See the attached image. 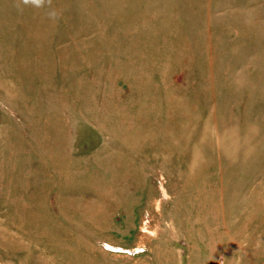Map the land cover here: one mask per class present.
I'll use <instances>...</instances> for the list:
<instances>
[{
  "label": "rangeland",
  "instance_id": "obj_1",
  "mask_svg": "<svg viewBox=\"0 0 264 264\" xmlns=\"http://www.w3.org/2000/svg\"><path fill=\"white\" fill-rule=\"evenodd\" d=\"M52 7L0 0V264H264V0Z\"/></svg>",
  "mask_w": 264,
  "mask_h": 264
},
{
  "label": "clouds",
  "instance_id": "obj_2",
  "mask_svg": "<svg viewBox=\"0 0 264 264\" xmlns=\"http://www.w3.org/2000/svg\"><path fill=\"white\" fill-rule=\"evenodd\" d=\"M20 3L23 6H30L36 9H47L46 16L49 19H59L60 14L55 8L52 7V0H20Z\"/></svg>",
  "mask_w": 264,
  "mask_h": 264
}]
</instances>
